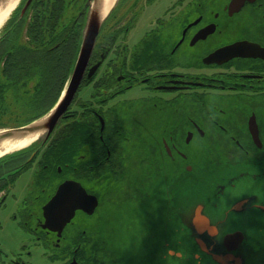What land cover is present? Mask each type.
<instances>
[{
	"label": "flooded vegetation",
	"instance_id": "1",
	"mask_svg": "<svg viewBox=\"0 0 264 264\" xmlns=\"http://www.w3.org/2000/svg\"><path fill=\"white\" fill-rule=\"evenodd\" d=\"M102 1L38 0L27 29L77 56ZM99 26L54 130L0 165V264H132L97 229L133 202L161 213L133 264H264V0H114ZM66 180L98 205L63 225L45 207Z\"/></svg>",
	"mask_w": 264,
	"mask_h": 264
},
{
	"label": "trees",
	"instance_id": "2",
	"mask_svg": "<svg viewBox=\"0 0 264 264\" xmlns=\"http://www.w3.org/2000/svg\"><path fill=\"white\" fill-rule=\"evenodd\" d=\"M23 31L24 18L17 14L0 36V106L4 111L10 105L18 108L0 126L21 125L45 114L59 98L73 63L67 47L52 48L53 36H41L42 29L21 36Z\"/></svg>",
	"mask_w": 264,
	"mask_h": 264
},
{
	"label": "water",
	"instance_id": "3",
	"mask_svg": "<svg viewBox=\"0 0 264 264\" xmlns=\"http://www.w3.org/2000/svg\"><path fill=\"white\" fill-rule=\"evenodd\" d=\"M31 1L32 0L26 1L24 7L22 8L21 15H24ZM2 2H4V0H0V3ZM100 10L101 8H92V11L89 15L90 18L88 17L87 20L85 36L76 59L75 68L57 104L47 115L37 120H34L26 125L0 130V145L8 139L25 138L28 136H36V138L31 141L35 142L44 135L47 136L52 131L59 117L64 113V111L68 108L69 104L71 103L75 91L77 90L83 77L94 45L99 23L102 21L103 18L100 13ZM94 11L96 13H94ZM239 44L243 45L244 43H234L228 48L226 47L220 50L219 52H217V54H220L221 52H240V50H238ZM6 152H10V149ZM4 153L0 154V156ZM97 205V197L95 195L89 194L80 182L74 180H66L59 186L53 198L48 202L47 206L45 207V212L48 218H53L56 211L62 212L60 218L63 220L64 225L74 216L76 209L83 208L84 210L91 213L94 211ZM192 219L195 227L199 231H201V229L203 228L210 226V224H208V218L200 213L199 207L195 211L194 217H192ZM49 224H51L52 226V222ZM195 235L196 241L202 250L209 252L215 260L222 261L221 259L224 256L221 253H217L216 250L213 248L212 244L210 245L209 243H207L203 236L199 234ZM171 252L177 253L178 255H182L181 251H176L174 249H172Z\"/></svg>",
	"mask_w": 264,
	"mask_h": 264
},
{
	"label": "rangeland",
	"instance_id": "4",
	"mask_svg": "<svg viewBox=\"0 0 264 264\" xmlns=\"http://www.w3.org/2000/svg\"><path fill=\"white\" fill-rule=\"evenodd\" d=\"M11 14L9 15V17L11 16ZM2 26L0 27V31L2 29ZM3 107L5 106L2 107L0 106L1 121L10 120L12 114H8V112L11 111L12 109H18L10 105L9 108L4 111ZM3 127L4 126H0V128ZM6 153H10V152H5L4 155ZM5 160L6 158L0 159V165ZM28 182L29 180H27V182L25 183V178L18 181L17 187L20 196L28 192L29 190L27 186ZM136 213L138 214L136 215ZM160 214L161 213L159 208L152 206L151 202H144V207H138L136 202H133L129 207H124L119 203H111V205L109 206V203H107L101 208L100 211V216L102 218L100 225L102 226L103 229L98 228L97 230H99L100 237L104 239V241L106 240V238L109 237L108 240L110 241L111 246L113 248L119 250L123 254H128L127 260L129 263L133 264L136 263L135 253L138 254L137 248L135 246L138 244L139 241L146 242L147 240H149V237L151 235L150 230L140 231L138 230V228L143 226L144 224H148V226L151 227L150 225L152 224V218L155 217H157V221L160 222L161 221ZM108 217L110 218V224H108V221H106V218ZM107 227H109L108 230L109 233L106 231ZM147 255L148 258L151 257V254L147 253ZM145 258H146V254L143 253L142 259L144 261ZM148 261L149 259L145 263H147ZM178 263L181 264V262Z\"/></svg>",
	"mask_w": 264,
	"mask_h": 264
},
{
	"label": "bare ground",
	"instance_id": "5",
	"mask_svg": "<svg viewBox=\"0 0 264 264\" xmlns=\"http://www.w3.org/2000/svg\"><path fill=\"white\" fill-rule=\"evenodd\" d=\"M18 0H4V2L0 3V27L5 23V21L8 19V16L16 6ZM113 3V0H103L101 3V10L100 13L102 16H105L107 11L110 9L111 5ZM36 136H28L25 138H18V139H8L5 140L0 145V154L6 152L7 150H15L17 148L25 147L32 140H34Z\"/></svg>",
	"mask_w": 264,
	"mask_h": 264
}]
</instances>
